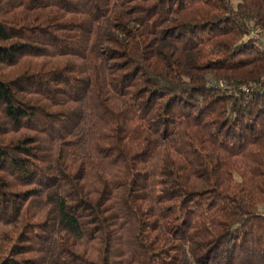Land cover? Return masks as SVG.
Here are the masks:
<instances>
[{"label": "trees", "instance_id": "1", "mask_svg": "<svg viewBox=\"0 0 264 264\" xmlns=\"http://www.w3.org/2000/svg\"><path fill=\"white\" fill-rule=\"evenodd\" d=\"M252 31L264 0H0V264H264Z\"/></svg>", "mask_w": 264, "mask_h": 264}, {"label": "built area", "instance_id": "2", "mask_svg": "<svg viewBox=\"0 0 264 264\" xmlns=\"http://www.w3.org/2000/svg\"><path fill=\"white\" fill-rule=\"evenodd\" d=\"M250 38H252L253 40L259 42V44L264 47V35H259L255 32H251L249 35Z\"/></svg>", "mask_w": 264, "mask_h": 264}, {"label": "rangeland", "instance_id": "3", "mask_svg": "<svg viewBox=\"0 0 264 264\" xmlns=\"http://www.w3.org/2000/svg\"><path fill=\"white\" fill-rule=\"evenodd\" d=\"M253 32V31H252ZM255 33L259 34L258 32L254 31ZM259 35H264V34H259ZM214 81V80H213ZM219 84H222V82H219Z\"/></svg>", "mask_w": 264, "mask_h": 264}]
</instances>
